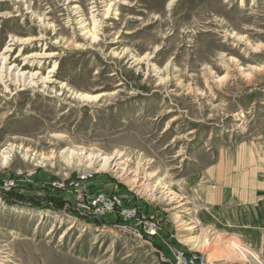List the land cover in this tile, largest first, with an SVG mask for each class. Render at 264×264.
<instances>
[{
    "label": "rangeland",
    "instance_id": "rangeland-1",
    "mask_svg": "<svg viewBox=\"0 0 264 264\" xmlns=\"http://www.w3.org/2000/svg\"><path fill=\"white\" fill-rule=\"evenodd\" d=\"M263 244L264 0H0V264Z\"/></svg>",
    "mask_w": 264,
    "mask_h": 264
},
{
    "label": "built area",
    "instance_id": "built-area-1",
    "mask_svg": "<svg viewBox=\"0 0 264 264\" xmlns=\"http://www.w3.org/2000/svg\"><path fill=\"white\" fill-rule=\"evenodd\" d=\"M94 207H101L102 212H109L114 210L115 204L114 200L107 199L104 195H98L95 197L91 203ZM119 217L130 220L136 218V212L134 209L121 208L117 210ZM125 226V225H124ZM148 233L154 234L155 228L153 223L148 224ZM264 250V244H263ZM170 264H212L203 256L199 254L191 253L188 254L186 251L177 250L173 253V258L169 261Z\"/></svg>",
    "mask_w": 264,
    "mask_h": 264
},
{
    "label": "bare ground",
    "instance_id": "bare-ground-1",
    "mask_svg": "<svg viewBox=\"0 0 264 264\" xmlns=\"http://www.w3.org/2000/svg\"><path fill=\"white\" fill-rule=\"evenodd\" d=\"M88 32H90V30H88ZM26 57H29V56H26ZM223 67H225L226 68V65H223ZM51 70H49L48 72H50ZM37 73V72H36ZM24 75V72L23 73H21L19 76H18V74L16 75V76H14L13 78H14V81H16V82H25L26 81V78L23 76ZM32 77H34V74H31L30 76H29V78H32ZM99 95L97 94V95H94V96H92V95H89V94H84L83 95V97H85V98H87V99H93V98H97ZM6 158L7 157H5V160H6ZM113 159L112 157H106L105 159V161L107 162V160L108 159ZM235 246V245H234ZM240 254H241V256L244 258L245 257V253L244 252H241L240 251Z\"/></svg>",
    "mask_w": 264,
    "mask_h": 264
},
{
    "label": "water",
    "instance_id": "water-1",
    "mask_svg": "<svg viewBox=\"0 0 264 264\" xmlns=\"http://www.w3.org/2000/svg\"><path fill=\"white\" fill-rule=\"evenodd\" d=\"M127 229L132 233V234H134V235H139V232H138V230L137 229H134V228H132V227H127Z\"/></svg>",
    "mask_w": 264,
    "mask_h": 264
}]
</instances>
